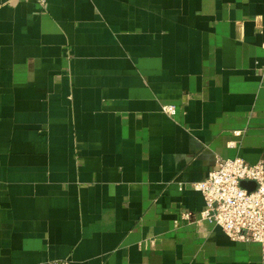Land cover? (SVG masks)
<instances>
[{"label":"crops","instance_id":"1","mask_svg":"<svg viewBox=\"0 0 264 264\" xmlns=\"http://www.w3.org/2000/svg\"><path fill=\"white\" fill-rule=\"evenodd\" d=\"M234 156L264 160V0H0V264H264L198 221Z\"/></svg>","mask_w":264,"mask_h":264},{"label":"built area","instance_id":"2","mask_svg":"<svg viewBox=\"0 0 264 264\" xmlns=\"http://www.w3.org/2000/svg\"><path fill=\"white\" fill-rule=\"evenodd\" d=\"M37 1L46 4V0ZM162 109L170 115L177 112L174 104H163ZM244 181H254L255 189L243 186ZM193 188L205 198L198 221L220 226L235 240L259 242L264 260V160L251 163L241 156L218 157L208 175ZM183 217L188 219L189 213Z\"/></svg>","mask_w":264,"mask_h":264},{"label":"water","instance_id":"3","mask_svg":"<svg viewBox=\"0 0 264 264\" xmlns=\"http://www.w3.org/2000/svg\"><path fill=\"white\" fill-rule=\"evenodd\" d=\"M242 185L247 187L249 190H253L256 187V183L254 181H244Z\"/></svg>","mask_w":264,"mask_h":264}]
</instances>
